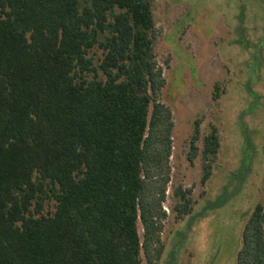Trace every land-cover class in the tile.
Here are the masks:
<instances>
[{
  "label": "trees",
  "instance_id": "16d2710c",
  "mask_svg": "<svg viewBox=\"0 0 264 264\" xmlns=\"http://www.w3.org/2000/svg\"><path fill=\"white\" fill-rule=\"evenodd\" d=\"M152 1L0 0V264L160 263L174 123ZM219 147L211 127L202 185ZM173 193L189 215L191 190ZM236 264H264V205Z\"/></svg>",
  "mask_w": 264,
  "mask_h": 264
},
{
  "label": "rangeland",
  "instance_id": "374dc122",
  "mask_svg": "<svg viewBox=\"0 0 264 264\" xmlns=\"http://www.w3.org/2000/svg\"><path fill=\"white\" fill-rule=\"evenodd\" d=\"M152 16L162 31L155 42L166 81L160 102L174 123L159 264H236L243 227L264 205V0H153ZM195 120L200 139L190 163ZM211 127L219 154L202 185V138ZM178 186L192 200L181 218L172 211ZM53 210L47 203L43 213Z\"/></svg>",
  "mask_w": 264,
  "mask_h": 264
}]
</instances>
